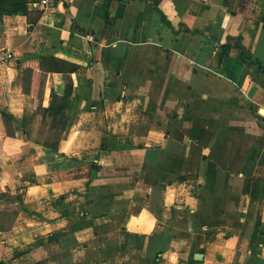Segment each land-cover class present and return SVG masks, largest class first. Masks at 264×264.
<instances>
[{
    "label": "crops",
    "instance_id": "0c3cea01",
    "mask_svg": "<svg viewBox=\"0 0 264 264\" xmlns=\"http://www.w3.org/2000/svg\"><path fill=\"white\" fill-rule=\"evenodd\" d=\"M150 1L0 13V264H264V0Z\"/></svg>",
    "mask_w": 264,
    "mask_h": 264
},
{
    "label": "trees",
    "instance_id": "16d2710c",
    "mask_svg": "<svg viewBox=\"0 0 264 264\" xmlns=\"http://www.w3.org/2000/svg\"><path fill=\"white\" fill-rule=\"evenodd\" d=\"M4 1L5 0H0V5ZM28 1H31V0H28ZM144 1H146L154 10L159 12L161 14L162 19L171 26V23L164 17V14L161 12V10L158 8L157 5H155L150 0H144ZM16 2L17 3L15 5L14 9H12V10H5V9H2L1 6H0V13L1 12L17 13V12L21 11L23 8H25L24 5L27 2V0H18ZM106 21H107L108 25L111 26L112 19H110L107 15H106ZM227 49H228V45L227 44L223 45V50L227 51ZM51 61L55 62V63L54 64L52 63V64H50L48 66H45L46 69H48V70L49 69H55L56 71H67L68 69H74L73 65H66L62 61L61 62H57L58 60L55 59V58L53 60H51ZM258 67H259V70L264 73V68L262 66H260V65ZM57 110H58V107H57ZM0 111H1V116H2L4 125H5V128H6V132L9 135H13L14 134V130H13V127H12V115L10 113H8L7 111H5L4 109H0ZM55 124L56 123H53L52 126H54ZM46 143H50L51 144L52 141L47 139Z\"/></svg>",
    "mask_w": 264,
    "mask_h": 264
},
{
    "label": "built area",
    "instance_id": "2783aa9c",
    "mask_svg": "<svg viewBox=\"0 0 264 264\" xmlns=\"http://www.w3.org/2000/svg\"><path fill=\"white\" fill-rule=\"evenodd\" d=\"M31 4L43 10L51 6L50 0H32ZM12 57L13 53L10 50H0V64L10 61Z\"/></svg>",
    "mask_w": 264,
    "mask_h": 264
},
{
    "label": "rangeland",
    "instance_id": "374dc122",
    "mask_svg": "<svg viewBox=\"0 0 264 264\" xmlns=\"http://www.w3.org/2000/svg\"><path fill=\"white\" fill-rule=\"evenodd\" d=\"M60 129H61V124L59 123H56L54 126H53V130L55 131L56 134H59L60 132ZM52 142H55L56 140L55 139H51Z\"/></svg>",
    "mask_w": 264,
    "mask_h": 264
}]
</instances>
